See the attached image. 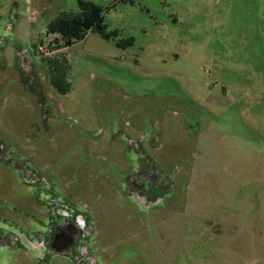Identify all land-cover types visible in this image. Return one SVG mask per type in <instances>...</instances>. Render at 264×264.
I'll use <instances>...</instances> for the list:
<instances>
[{
    "label": "rangeland",
    "instance_id": "rangeland-1",
    "mask_svg": "<svg viewBox=\"0 0 264 264\" xmlns=\"http://www.w3.org/2000/svg\"><path fill=\"white\" fill-rule=\"evenodd\" d=\"M87 1L118 36L50 54V23L78 1L0 0V140L90 215L99 264H264V0ZM144 163L168 187L152 203L130 189ZM25 190L0 197L9 222ZM0 264L74 262L6 245Z\"/></svg>",
    "mask_w": 264,
    "mask_h": 264
},
{
    "label": "flooded vegetation",
    "instance_id": "flooded-vegetation-1",
    "mask_svg": "<svg viewBox=\"0 0 264 264\" xmlns=\"http://www.w3.org/2000/svg\"><path fill=\"white\" fill-rule=\"evenodd\" d=\"M42 115L47 116L43 112ZM27 151V146L13 147L0 140V197H8L19 187L27 188L24 192L33 195L30 203L24 199L10 205L17 213L26 214L15 222H9L4 217L8 199L0 200V246L8 245L25 251L40 249L46 258L63 255L74 264H99L87 254L88 241L93 232L89 223L90 215L79 210L70 197L51 192L44 160L35 159ZM149 170V164L144 163L130 189L140 191V195L152 203L164 196L168 187L166 180L161 181L157 176H152ZM26 210L34 214L30 217L31 214ZM37 213L41 215L37 216ZM33 222L38 225V230L32 229Z\"/></svg>",
    "mask_w": 264,
    "mask_h": 264
},
{
    "label": "trees",
    "instance_id": "trees-1",
    "mask_svg": "<svg viewBox=\"0 0 264 264\" xmlns=\"http://www.w3.org/2000/svg\"><path fill=\"white\" fill-rule=\"evenodd\" d=\"M79 4L78 12H63L55 18L49 25V33H59L64 44L55 45L53 43L48 49L50 54L54 49H61L69 46L77 40H83L87 32L98 33L103 39L110 40L118 36L117 30L109 31L103 19V9L91 1L77 0ZM58 43L59 40L56 39ZM134 44V38L115 40L118 48L126 49ZM43 62L49 67V79L51 85L60 93H66L69 90L68 81L65 80V71L59 66V61L52 57L44 56ZM65 74V75H64Z\"/></svg>",
    "mask_w": 264,
    "mask_h": 264
},
{
    "label": "built area",
    "instance_id": "built-area-1",
    "mask_svg": "<svg viewBox=\"0 0 264 264\" xmlns=\"http://www.w3.org/2000/svg\"><path fill=\"white\" fill-rule=\"evenodd\" d=\"M39 50H40V51H44V50H45V46H44V45H40V46H39Z\"/></svg>",
    "mask_w": 264,
    "mask_h": 264
},
{
    "label": "clouds",
    "instance_id": "clouds-1",
    "mask_svg": "<svg viewBox=\"0 0 264 264\" xmlns=\"http://www.w3.org/2000/svg\"><path fill=\"white\" fill-rule=\"evenodd\" d=\"M78 225L80 224L79 220L77 221Z\"/></svg>",
    "mask_w": 264,
    "mask_h": 264
}]
</instances>
